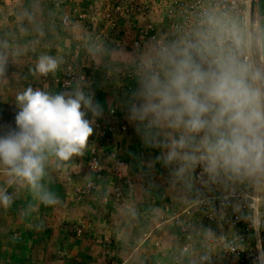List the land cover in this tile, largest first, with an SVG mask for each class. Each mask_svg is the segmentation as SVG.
Wrapping results in <instances>:
<instances>
[{
    "label": "crops",
    "instance_id": "0c3cea01",
    "mask_svg": "<svg viewBox=\"0 0 264 264\" xmlns=\"http://www.w3.org/2000/svg\"><path fill=\"white\" fill-rule=\"evenodd\" d=\"M114 1L0 0V134L15 127V98L28 87L53 95L73 94L79 88L101 108L99 115L88 112L86 118L109 121L115 128L99 143V176L87 169L86 147L69 161L48 157L40 183L55 194L56 205H43L22 183L8 186L9 177L0 168V189L14 199L11 207L0 208V264H199L197 234L185 242L170 221H160L190 199V171L177 175L176 163L167 171L165 150L147 144L128 120V101L136 87L135 76L126 77L128 65L149 46L133 53L128 45L139 28L152 23L166 30L165 21L155 13L123 14L108 28L95 13ZM63 15H68L65 23ZM41 55L57 59L55 72L34 74ZM67 67L73 69L74 80L63 91L60 82ZM111 109L114 116L108 117ZM95 134L93 128L91 137ZM108 152L127 164L132 181L130 192L122 186L124 194L117 198L111 192L121 181L111 175ZM86 180L97 182L98 189L76 195L74 189ZM112 202L128 209L115 210Z\"/></svg>",
    "mask_w": 264,
    "mask_h": 264
},
{
    "label": "clouds",
    "instance_id": "9594fccd",
    "mask_svg": "<svg viewBox=\"0 0 264 264\" xmlns=\"http://www.w3.org/2000/svg\"><path fill=\"white\" fill-rule=\"evenodd\" d=\"M264 45V19L258 22ZM254 37L234 24L209 17L177 40L148 46L137 61L136 87L128 101V120L150 146L165 151V164L177 175L200 167L264 183V71L245 56ZM58 68L56 58L41 55L34 74ZM15 127L0 134V168L8 186L22 183L45 206L58 203L40 183L49 156L69 161L82 155L93 134L88 112L99 104L79 88L73 94H50L26 88L15 98ZM0 189V208L12 206Z\"/></svg>",
    "mask_w": 264,
    "mask_h": 264
},
{
    "label": "built area",
    "instance_id": "2783aa9c",
    "mask_svg": "<svg viewBox=\"0 0 264 264\" xmlns=\"http://www.w3.org/2000/svg\"><path fill=\"white\" fill-rule=\"evenodd\" d=\"M254 0H116L102 7H97L106 27H114L117 17L123 14L155 13L164 19L166 30H161L152 23L139 28L137 35L128 45L130 52L144 45L157 42L177 40L202 26L209 17H216L234 23L247 37H252L254 13L251 2ZM164 4L163 9L159 7ZM100 5V2L97 3ZM98 6V5H97ZM100 12V13H99ZM253 15V16H252ZM96 16V15H95ZM143 16V15H142ZM68 15L61 17L65 23ZM93 22V21H91ZM93 26V25H92ZM250 59L255 69L253 43L245 56ZM137 61L128 65L126 77L135 76ZM74 80L73 69L67 67L61 80L63 91L69 89ZM114 116V110L107 112ZM95 137H89L86 149L88 157L86 166L90 173L101 175L103 168L100 159L101 141L107 140L106 134L115 133L111 122H91ZM124 125L119 126L123 131ZM111 157V175L126 187L131 186L130 176L126 172V163ZM175 163L166 164V170H173ZM189 184L191 196L187 203L177 212L160 217V221H170L178 229L181 240L188 241L192 233L197 234L199 264H264V183H257L249 178H236L225 174L210 177L200 167L190 170ZM98 189L93 180H86L83 186L76 187L74 193L83 195ZM113 196H122V188L114 186ZM106 197H102V202ZM127 210V204H121ZM114 207V204H112ZM157 245V242L154 241ZM187 250V244L181 251Z\"/></svg>",
    "mask_w": 264,
    "mask_h": 264
},
{
    "label": "rangeland",
    "instance_id": "374dc122",
    "mask_svg": "<svg viewBox=\"0 0 264 264\" xmlns=\"http://www.w3.org/2000/svg\"><path fill=\"white\" fill-rule=\"evenodd\" d=\"M255 1L256 0H254L253 2H251V7H250V9H251V12H253L254 13V26L255 27H253V30H252V37H254V39L252 40V43H253V48H254V53H255V58H256V63H255V69H259L260 71H264V61H262V59H261V57H260V51H259V42H258V25H257V11H256V4H255ZM100 13V12H99ZM96 18L97 19H101V16L99 15V14H96ZM103 21V20H102ZM91 22V21H90ZM93 22H94V20H93ZM93 22H91L90 24H94ZM104 22V21H103ZM105 24V23H104ZM97 36V35H96ZM100 159H101V161H102V155H101V150H100ZM108 153H112V152H108ZM114 155H115V153H114ZM116 156V155H115ZM107 157L108 158H110L111 159V157L109 156V154L107 155ZM112 160V159H111ZM123 161V160H122ZM112 163H113V161H112ZM126 166H127V164H126ZM175 167H176V164H175ZM174 167V168H175ZM167 171H169V170H167ZM126 172H127V167H126ZM127 175L128 176H130L129 174H128V172H127ZM118 180V179H117ZM97 183V182H96ZM118 184V186H120L121 188H122V186H124V189H125V185L122 183V182H120V184L119 183H117ZM97 185H98V183H97ZM115 186H117V185H115ZM131 187H132V181H131V186L130 187H127L128 188V192H130V189H131ZM124 190L122 189V195L124 194V192H123ZM112 204H114V209L115 210H118V211H120V212H123V209H121V203H116V202H112ZM123 204V203H122ZM112 206V205H111ZM173 256H175V255H173ZM174 259V258H173Z\"/></svg>",
    "mask_w": 264,
    "mask_h": 264
},
{
    "label": "water",
    "instance_id": "95a60500",
    "mask_svg": "<svg viewBox=\"0 0 264 264\" xmlns=\"http://www.w3.org/2000/svg\"><path fill=\"white\" fill-rule=\"evenodd\" d=\"M255 4H256L257 14L259 16L258 18V22H259L261 19H264V0H256ZM259 36H260V33L258 30V39H259ZM259 51H260L261 59L262 61H264V45L259 44Z\"/></svg>",
    "mask_w": 264,
    "mask_h": 264
},
{
    "label": "bare ground",
    "instance_id": "6f19581e",
    "mask_svg": "<svg viewBox=\"0 0 264 264\" xmlns=\"http://www.w3.org/2000/svg\"><path fill=\"white\" fill-rule=\"evenodd\" d=\"M257 11V10H256ZM258 18H259V16H258V14H257V25H258ZM260 57H261V55H260Z\"/></svg>",
    "mask_w": 264,
    "mask_h": 264
}]
</instances>
